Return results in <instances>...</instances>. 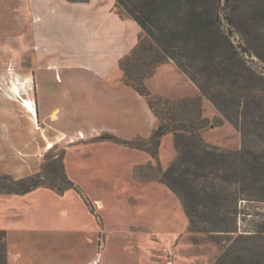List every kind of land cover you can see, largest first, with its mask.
<instances>
[{"label":"rangeland","instance_id":"obj_1","mask_svg":"<svg viewBox=\"0 0 264 264\" xmlns=\"http://www.w3.org/2000/svg\"><path fill=\"white\" fill-rule=\"evenodd\" d=\"M52 28L54 31L53 23ZM242 55L264 75V65L256 57ZM20 63L23 80L31 60L22 56ZM176 67L165 63L158 68L146 81L148 90L168 99L198 94V88ZM129 93L124 104L130 119L123 133L126 137L95 129L112 124L111 119L87 115L85 110L77 112L80 108L60 115L64 117L58 125L64 127L68 141L53 146L41 160L61 150L73 187L59 194L62 183L58 180L53 192L59 197L54 193L36 196L32 216L43 221L35 229L80 235L91 248L92 236L99 235V254L104 258L117 251L113 247L116 238L124 239L122 255L131 258L129 261L137 259L135 264H216L227 248L243 252L244 263L264 264V168L259 170L247 160L231 156L219 170L209 168L196 177L192 183L193 223L189 226L182 198L161 182V174L179 155L174 136H162L156 150L132 145L135 139H148L157 122L150 112L144 114L146 101L134 91ZM202 101L203 115L213 124L202 132L206 143L220 150L244 148L251 155L263 156L261 140L251 135L243 141L233 124L208 100ZM136 131L139 136L133 135Z\"/></svg>","mask_w":264,"mask_h":264},{"label":"crops","instance_id":"obj_2","mask_svg":"<svg viewBox=\"0 0 264 264\" xmlns=\"http://www.w3.org/2000/svg\"><path fill=\"white\" fill-rule=\"evenodd\" d=\"M140 33L115 0H0V174L21 179L38 173L41 155L68 141L58 125L64 110L109 118L112 124L95 129L125 135L130 119L124 104L134 90L123 84L118 61ZM22 56L31 60L23 80ZM142 110L152 114L147 103ZM45 193L56 194L48 188L0 194L8 264H135L122 255L124 239L116 238L117 251L104 258L99 235L91 248L80 235L35 229L43 219L32 216V205Z\"/></svg>","mask_w":264,"mask_h":264},{"label":"trees","instance_id":"obj_3","mask_svg":"<svg viewBox=\"0 0 264 264\" xmlns=\"http://www.w3.org/2000/svg\"><path fill=\"white\" fill-rule=\"evenodd\" d=\"M115 1L141 28L136 45L118 61L122 82L146 101L157 122L148 139H135L132 145L156 150L162 136H174L179 155L161 174V182L182 198L191 226L196 177L209 168L219 170L231 156L264 168V153L220 150L202 138V132L213 126L203 115L205 98L236 127L243 141L255 135L264 146V75L251 66L229 33L264 65V0H228L226 5L224 0ZM170 61L198 88V95L168 99L148 90L146 81ZM58 180L59 194L73 187L61 150L43 158L40 171L29 177L0 174V194L23 195L38 188L53 191ZM6 257V232L0 230V264H7ZM242 257L243 252L227 248L216 264H247Z\"/></svg>","mask_w":264,"mask_h":264},{"label":"water","instance_id":"obj_4","mask_svg":"<svg viewBox=\"0 0 264 264\" xmlns=\"http://www.w3.org/2000/svg\"><path fill=\"white\" fill-rule=\"evenodd\" d=\"M224 1H225V3L228 2V0H224ZM229 33H230V36L233 37L235 39V41H237V43H238L237 47L240 49V51L242 53H244L245 55L250 56V54L247 51V49L243 46V44L241 42L238 41L237 36L235 34H233V32H231V31Z\"/></svg>","mask_w":264,"mask_h":264}]
</instances>
